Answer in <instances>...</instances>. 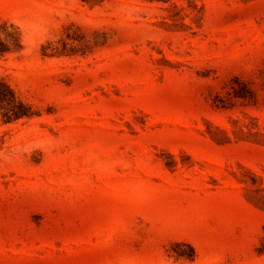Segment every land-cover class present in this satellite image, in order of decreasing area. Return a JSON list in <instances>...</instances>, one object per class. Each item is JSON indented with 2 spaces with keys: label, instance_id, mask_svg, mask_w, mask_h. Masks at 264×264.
<instances>
[{
  "label": "rangeland",
  "instance_id": "obj_1",
  "mask_svg": "<svg viewBox=\"0 0 264 264\" xmlns=\"http://www.w3.org/2000/svg\"><path fill=\"white\" fill-rule=\"evenodd\" d=\"M0 264H264V0H0Z\"/></svg>",
  "mask_w": 264,
  "mask_h": 264
},
{
  "label": "trees",
  "instance_id": "obj_2",
  "mask_svg": "<svg viewBox=\"0 0 264 264\" xmlns=\"http://www.w3.org/2000/svg\"><path fill=\"white\" fill-rule=\"evenodd\" d=\"M84 2H96L102 0H81ZM155 1V0H147ZM167 2L169 0H160ZM30 107L16 97L14 92L5 84L0 83V122L8 124L23 118H31Z\"/></svg>",
  "mask_w": 264,
  "mask_h": 264
}]
</instances>
